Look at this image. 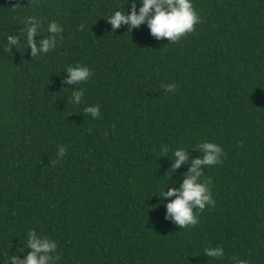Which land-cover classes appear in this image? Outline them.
<instances>
[{
  "label": "trees",
  "instance_id": "trees-1",
  "mask_svg": "<svg viewBox=\"0 0 264 264\" xmlns=\"http://www.w3.org/2000/svg\"><path fill=\"white\" fill-rule=\"evenodd\" d=\"M192 3L201 22L169 43L111 29L131 0H0V264L26 257L29 230L56 242V264H264V0ZM30 16L63 27L55 50H8ZM77 64L93 73L80 105L63 83ZM203 142L223 150L201 177L215 206L179 229L158 196L188 170L173 152ZM217 246L222 259L203 255Z\"/></svg>",
  "mask_w": 264,
  "mask_h": 264
},
{
  "label": "clouds",
  "instance_id": "clouds-1",
  "mask_svg": "<svg viewBox=\"0 0 264 264\" xmlns=\"http://www.w3.org/2000/svg\"><path fill=\"white\" fill-rule=\"evenodd\" d=\"M129 0H127L128 4ZM137 0H131V13L126 15L124 11H115L106 21L114 31L127 26V31L139 28L146 24L150 30V35L156 40L161 38L169 43H176L182 37L192 33L195 26L201 22L199 15L193 7L192 0H139L140 7L137 11ZM83 26H81L82 30ZM42 31L48 33L43 39L36 41L34 37ZM63 27L55 22H49L44 29L37 17L30 16L25 20V29L21 34L9 35L7 37V47L11 51L13 45L17 48L21 40H25L27 49L31 50L32 57L47 54L55 50L57 40L62 39ZM66 78L63 83L70 85L71 96L68 102L80 105L83 101L84 89L76 88V85L86 83L93 75L89 67L77 64L68 66L65 70ZM166 92L175 91L176 85L173 83L163 85ZM86 115L93 119L101 117L99 105L87 106L83 109ZM167 152V148L161 149ZM192 151L201 155L190 160L188 152L184 148H178L173 152L171 170L176 172L181 167H187V172L183 174L178 188L167 186V191H163L158 197L161 198V205L166 209L165 220L171 221L179 229L195 226L198 223L199 212L207 207H214L215 201L210 189L211 180L201 182L204 175V168L214 167L222 162L223 150L215 143L203 142ZM65 146H58L57 159H62L66 155ZM190 164V167H189ZM174 199H170L173 198ZM168 200L169 202L163 203ZM30 251L21 259L19 256H8L7 264H56L60 259L57 254V244L54 240L42 237L35 230H29L26 236V246L19 249L21 255L24 250ZM203 255L207 258L222 259L224 250L222 247H205ZM236 264H246L245 261L236 259Z\"/></svg>",
  "mask_w": 264,
  "mask_h": 264
}]
</instances>
